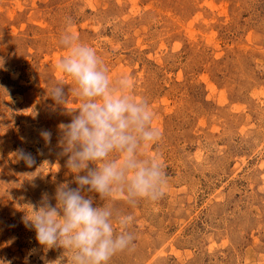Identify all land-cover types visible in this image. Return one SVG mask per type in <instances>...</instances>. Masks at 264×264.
<instances>
[{
    "label": "rangeland",
    "instance_id": "rangeland-1",
    "mask_svg": "<svg viewBox=\"0 0 264 264\" xmlns=\"http://www.w3.org/2000/svg\"><path fill=\"white\" fill-rule=\"evenodd\" d=\"M65 32L110 79L130 78L161 133L144 154L163 165L164 195L115 202L134 244L110 264H264V0H0V257L43 264L25 204L73 179L58 125L81 101L48 95L53 82L74 87L56 69Z\"/></svg>",
    "mask_w": 264,
    "mask_h": 264
},
{
    "label": "clouds",
    "instance_id": "clouds-1",
    "mask_svg": "<svg viewBox=\"0 0 264 264\" xmlns=\"http://www.w3.org/2000/svg\"><path fill=\"white\" fill-rule=\"evenodd\" d=\"M60 44L67 54L56 69L74 87L66 94L62 83L53 82L48 95L57 105L67 104L70 94L81 101L77 110L67 111L70 122L58 125L60 155L67 158L64 166L73 179L57 184L54 195L44 193L37 203L25 204L31 211L24 212L23 220L45 253L40 257L43 264H110L134 244L129 231L134 218L120 212L115 202L122 197L135 205L164 195L163 165L144 154L161 133L152 126L149 102L130 94L129 77L110 79L95 49L70 32L61 35ZM39 135L45 145L51 144V131L42 129ZM13 154L29 168L36 164L24 149ZM55 249L63 252L49 259L47 252ZM0 264L13 262L0 257Z\"/></svg>",
    "mask_w": 264,
    "mask_h": 264
}]
</instances>
